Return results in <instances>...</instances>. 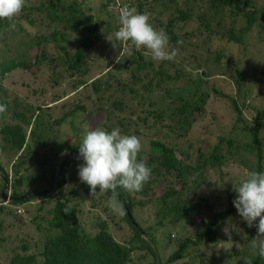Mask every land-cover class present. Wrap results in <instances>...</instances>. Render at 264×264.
I'll return each mask as SVG.
<instances>
[{
    "label": "trees",
    "instance_id": "16d2710c",
    "mask_svg": "<svg viewBox=\"0 0 264 264\" xmlns=\"http://www.w3.org/2000/svg\"><path fill=\"white\" fill-rule=\"evenodd\" d=\"M117 4L111 12L107 8ZM124 4L151 14V23L169 36L170 48H179L174 60H153L144 48L128 56L120 46L113 47L107 37L114 39L120 25L118 20L113 24V17L118 19ZM15 24L20 38L16 48L11 52L0 47V103L7 104V112L0 116V152L8 158L5 166L0 157V198L3 178L14 196L35 191L29 187L37 183L49 191L58 158L78 152L87 125L107 131L119 127L122 134L138 136L142 143L138 160L146 161L152 173L141 191L118 190L126 210L120 218L130 229L119 242L104 220L97 223L98 231L86 232L77 206L59 197L69 181H77L85 196H111L99 189L91 195L78 177L83 159H66L53 193L1 199L0 244L10 241L1 232L3 222L11 218L15 222L17 217L9 204L21 206L33 198L57 196L50 215L35 226L42 233L36 242L12 248L3 264H202L203 258L206 264L217 263V254L208 255L198 247L226 246L228 237L218 226L222 222L242 230L240 235L233 231L231 251H222L223 264H243L244 257L264 264L252 248L256 228L241 220L232 203L237 195L233 186L243 176L225 175L230 163L241 160V151L253 154L252 170L264 171V51H249L252 44L264 49V0H26ZM7 25L9 21L0 20V30ZM249 54L254 56L244 63L255 65L247 70L242 63ZM97 68L101 71L91 75ZM15 71L31 79L21 78L18 88L13 84L11 97L4 83ZM58 91L71 95L68 104H61V112L53 115L45 101L56 102ZM43 96L48 98L38 102ZM221 100L232 112L227 123L231 127L224 131V124L213 133L205 132L204 126L203 136L189 137L198 121L210 125L216 119L218 113L209 103ZM144 129L149 130L145 136L155 137L147 146L140 136ZM177 138L189 140L186 148L173 144ZM192 180L204 183L202 189ZM155 184V224L144 225L135 216L136 206L143 209L150 201L137 195ZM160 185L162 191L156 195ZM210 187L217 188L214 195L207 192ZM76 190L69 193L75 196ZM66 206L71 208L68 214L63 211ZM167 247L172 252L159 256V249Z\"/></svg>",
    "mask_w": 264,
    "mask_h": 264
},
{
    "label": "clouds",
    "instance_id": "9594fccd",
    "mask_svg": "<svg viewBox=\"0 0 264 264\" xmlns=\"http://www.w3.org/2000/svg\"><path fill=\"white\" fill-rule=\"evenodd\" d=\"M26 5V0H0V20L10 22V27H16L15 20ZM119 28L114 33L113 47L120 46L127 55L141 48L151 53V58L156 61L174 60L178 47H171L170 38L163 28L157 29L151 23V14L139 12L135 6L124 4L118 11ZM182 41H177V45ZM121 54V53H120ZM120 62V55L116 57ZM192 71L191 68L187 69ZM7 112V104L0 103V116ZM142 149L141 139L132 134H122L116 127L107 131L102 127L94 129L87 125L84 129L82 142L79 144L78 156L83 163L78 165L79 180L89 187L91 195L97 192H111L108 207L113 213L123 217L126 214L124 204L119 200V191L139 192L151 178L152 169L146 161L138 160ZM221 185V183H217ZM233 191L237 194L232 201L239 217L249 228H256V235L252 238V248L258 258H264V171H248L242 177ZM65 214L71 212L66 206ZM228 237L224 247L230 252L233 246L232 233L239 234L242 230L229 223L224 229ZM249 257L243 258V264H253Z\"/></svg>",
    "mask_w": 264,
    "mask_h": 264
},
{
    "label": "rangeland",
    "instance_id": "374dc122",
    "mask_svg": "<svg viewBox=\"0 0 264 264\" xmlns=\"http://www.w3.org/2000/svg\"><path fill=\"white\" fill-rule=\"evenodd\" d=\"M97 2H98V0H97ZM119 3H120V1H119ZM118 7H119V5L117 4V6L116 5L115 6L110 5V8L109 7H107V8L111 12ZM114 14L115 13H113V15ZM117 20H118L117 18L113 17V24H114V21H115V23H117ZM36 30L38 31V28H36ZM19 39H20L19 36H16L15 28L12 29L9 25H7L4 29L0 30V47L2 45H4V46H2L3 48H8L12 52V51H14L12 49L16 48V44L19 42ZM251 43H254V40ZM249 51L256 52V53H262L264 51V49L259 47V46L252 44L249 47ZM250 56H254V55L249 54L243 58L242 66L247 70L253 69V67L255 65L254 62H248L247 65H246V63H244V59L248 58ZM92 60L93 59H90V64H91ZM258 65H257V68H258ZM248 67L250 69H248ZM100 71H101V69L97 68L96 70L92 71L91 75H97ZM251 73H253V72L251 71ZM249 75H251V74H249ZM224 76L225 77L228 76L229 78L231 77L229 74H226ZM21 78H23L26 81H29V79H31L30 77H28L26 75H23L20 77L16 71L13 72V74L11 73L8 76V78L6 79V81L4 83V87L11 93V97L15 93L14 90L12 89V87L14 86L13 84H16L17 88L20 87L19 81L21 80ZM59 91H58V98L56 99L57 100L56 102H52L51 100L47 99L48 97L46 98L44 96L42 98H39V97L37 98V99H39L38 102H40L41 100L47 99L45 101V103H46L47 107L48 106L51 107V109L49 111L52 112L53 115L59 114L61 112V110H62L61 104L63 102L68 104L67 99L70 98V95H71V92H69L67 94H63V93L61 94ZM16 93L21 94L20 92H16ZM255 99H257V97H255L253 100H255ZM69 102H71V100ZM212 102L209 103V106L211 107V110H214L215 112L218 113V116L216 117V119L212 120L210 125L206 123L207 122L206 120L205 121H198L197 128L194 129L192 132H189V134H188L189 137H191V136L193 137L196 134L203 136V134H204L203 127L204 126L208 127V130H206L205 132H213V133L217 132L219 127H221L224 124H225L224 127H226V128H224V127L222 128V129H224V131L231 127V126H229V128H228L227 123L229 122L230 117H232V112L229 110H228L229 111L228 112L226 107H224V105H225L224 100L213 102V103ZM162 128H165V127H162ZM61 131H64V133H65V132H67V129L64 127L63 130H61ZM145 132L147 134V132H149V130L144 129L143 134L140 136H141L142 140H144L145 145L147 146L149 138L154 137V136H151V135L145 136L144 135ZM70 139H72V138H70ZM188 142H189V140H187V138H177L173 142V144L180 145L179 147L182 149V148H186V146L188 145ZM191 152L193 153L192 158H191V160L193 161L195 159L194 149H192ZM240 156H241L240 157L241 160L239 162H237L238 164L230 163L229 168L227 170H225V171H227V172H225V175L227 174V177L230 175H232L234 177H237V176H243L244 177L248 171H252V167L255 164V158H254L253 154H251L250 151H241ZM0 157L4 161L2 163H4L5 166H8V164H6V161L8 160L7 154L0 152ZM70 170H71V174L74 175V170H76V168L74 166H72ZM1 175H3V174H1ZM161 179L162 178H160L158 180H161ZM192 181H195L194 185L198 189H200V190L202 189V185H204V183L203 184L200 183L199 180H192ZM74 182L77 183V181H74ZM75 183H73V182L71 183L70 181L68 183H66V185L63 186L62 191L59 194V197L62 198V200L66 199V201L69 202L70 204L73 205V203H74L77 206V208L79 209V211L81 213L80 217H79V221L81 222V224H82L83 228L86 230V232L93 233V232L98 231L97 223L99 221L104 220L109 224L108 229L111 232L112 236L117 241L122 242V240L124 238H127L129 235L130 229L121 220L120 216L118 214L113 213L112 210L108 207L107 202H108L109 197L104 198L101 194L100 195L103 198H101V196H96V197L85 196L83 194L82 190L79 189ZM8 184H9V182H8ZM156 187H157V184L152 185V188L150 187L148 189L149 191H147L144 195H140V194L137 195L138 199L150 201L149 205L148 206L145 205V208H143V209L139 206H136L135 216L137 217V219L139 220V222L141 224H144V225L145 224H148V225L155 224L154 218L152 215V211L155 212L157 207L155 206L156 204L153 203V201H152V196H153V193H154ZM34 188L36 189L35 191H42V190H44L45 187H44L43 183H37V185L32 184L29 187L30 190H32ZM71 188H75L78 190V191L76 190L77 192H76L75 196H73L69 193ZM7 190L10 193V189L8 188ZM216 190H217V188L214 190L210 187L209 189H207V192L208 193L210 192V194L212 193L211 195H214V193H216ZM161 191H162V186L160 185L157 188L156 195L160 194ZM83 196H85V197L83 198L82 201H80V198ZM42 198H44V197H42ZM53 198L56 199L57 196L51 195V196H47L44 199H41L39 197L33 198L32 200H30L25 205L19 206V205H15V204H11V205L9 204L7 206L8 208L16 211L17 217L15 218V222H14V218L8 219V220L3 222V228L1 229V232L3 233V236L9 238V240L11 242L8 240H4V242H2V244H0V263L1 264H3L4 261L7 259V257H9L12 254V251H11L12 248H15V250L16 249L20 250V246L23 243H25L24 241H28V242L31 241L32 242V240H33L36 242V240L38 239L41 232H38L36 230L35 226L37 223L41 222V220H40L41 218H47L50 215V209L53 207V205L55 203V199H53ZM0 203H1V198H0ZM151 205H154V208H152ZM23 206L26 209H28L26 212L22 211V209L24 208ZM17 210H21V213H17ZM34 217H37V220H34L33 219ZM0 219H2L1 216H0ZM12 223L14 224V226H12L13 225ZM218 226H219L220 230H223L225 227H227L224 222H222ZM238 235H240V233ZM152 244H153V242H152ZM223 244H224V242H223ZM156 245L157 244H155V247H156ZM225 245L226 246L216 245V247H213L214 244H212V243H204V244L202 243L198 248L201 250L205 249V251L208 255L210 253H214V254H217L219 256L217 263L211 262V264H223V261L220 258L222 257V251H224V247L228 246V244H225ZM31 248H33V246ZM159 251H160L159 256L163 255V253L167 256L172 252L171 248H168V247L163 248V250H161V248H160ZM196 264H200V263H196ZM202 264H206V261L204 258H203Z\"/></svg>",
    "mask_w": 264,
    "mask_h": 264
},
{
    "label": "water",
    "instance_id": "95a60500",
    "mask_svg": "<svg viewBox=\"0 0 264 264\" xmlns=\"http://www.w3.org/2000/svg\"><path fill=\"white\" fill-rule=\"evenodd\" d=\"M66 159H75L76 160V159H82V158H79L78 152H66L63 155H61L56 162L55 173H54L53 180H52V186H51L49 191H45V190L31 191L27 194H23L20 196H14L11 193L7 192V189L9 188L8 180L6 178H3L4 179V187L1 190V199L5 200V201H16V200H20L23 198H27L29 196L37 195V194L48 195L50 193H53L56 190L57 185H58L61 164Z\"/></svg>",
    "mask_w": 264,
    "mask_h": 264
}]
</instances>
